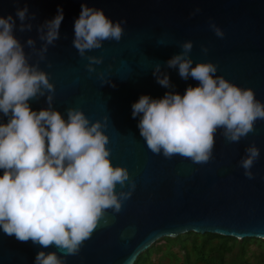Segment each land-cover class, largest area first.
<instances>
[{
    "label": "water",
    "instance_id": "water-1",
    "mask_svg": "<svg viewBox=\"0 0 264 264\" xmlns=\"http://www.w3.org/2000/svg\"><path fill=\"white\" fill-rule=\"evenodd\" d=\"M82 4L103 10L113 23L127 20L119 42L104 41L101 49L86 52L104 58L92 73L85 67L88 60L73 46ZM25 6L29 16L35 14L25 21L33 25L30 32L19 31L16 17V10ZM58 8L64 15L59 39L39 60L26 41L34 39L37 49L43 44L37 28L53 19ZM197 8L200 12L191 15ZM9 14L16 20L14 35L30 56L29 63L39 61L55 86L52 107L65 119L68 108H79L90 122L105 123L112 164L126 167L135 182L121 211L108 209L79 254L68 256L66 264H133L156 240L189 231L264 239V120H257L255 130L238 143L228 142L218 130L212 159L197 164L179 155L167 159L152 153L137 127L140 116L132 117V104L141 95L159 99L166 92L183 95L189 85L198 86L191 77L182 79L178 67H167L189 40L193 67L198 62L216 64L217 76L253 89L264 103V0H0V16ZM210 21L224 31L223 39L209 28ZM157 63L168 74L171 88L157 83ZM29 105L34 111L47 108L46 96L29 100ZM7 120L0 114V122ZM253 143L260 157L251 169L254 179H248L239 161ZM121 190L130 187L117 185L116 191ZM39 251L63 256L54 246L20 242L0 229V264H35Z\"/></svg>",
    "mask_w": 264,
    "mask_h": 264
},
{
    "label": "clouds",
    "instance_id": "clouds-1",
    "mask_svg": "<svg viewBox=\"0 0 264 264\" xmlns=\"http://www.w3.org/2000/svg\"><path fill=\"white\" fill-rule=\"evenodd\" d=\"M198 12L199 8L191 15ZM57 13L38 26L43 41L38 49L34 39L26 41L39 60L46 58L48 47L59 39L63 9ZM16 17L20 32L32 30L33 25L25 21L35 19V14L29 16L27 6L18 8ZM126 23V19L113 23L103 10L81 5L74 22L73 46L88 60L89 73L104 58L86 56V52L101 49L104 41L119 42ZM15 28L11 14L0 16V114L8 117L7 123L0 122V229L20 242L54 246L63 253L39 251L35 264H66L68 256L79 254L108 209L121 211L135 182L126 167L112 164L105 123L90 122L79 108H68L65 119L52 107L55 86L39 61L29 63ZM209 28L224 38L215 22L210 21ZM180 47L182 51L167 61V67H178L182 79L191 77L198 86L189 85L183 95L169 91L159 99L141 95L132 104V117L140 116L137 127L152 153H162L167 159L179 155L204 164L213 157L217 131L222 130L228 142L238 143L255 130L257 120H264V103L256 99L253 89L217 76L216 64L198 62L193 67L192 41ZM201 50L208 52L204 46ZM153 75L162 87H172L160 64L155 65ZM43 96L48 107L32 110L29 100ZM259 157L255 143L245 149L239 165L248 179H254L251 169ZM117 185L121 189L128 185L130 190L117 192Z\"/></svg>",
    "mask_w": 264,
    "mask_h": 264
},
{
    "label": "trees",
    "instance_id": "trees-1",
    "mask_svg": "<svg viewBox=\"0 0 264 264\" xmlns=\"http://www.w3.org/2000/svg\"><path fill=\"white\" fill-rule=\"evenodd\" d=\"M133 264H264V239L189 231L156 240Z\"/></svg>",
    "mask_w": 264,
    "mask_h": 264
},
{
    "label": "rangeland",
    "instance_id": "rangeland-1",
    "mask_svg": "<svg viewBox=\"0 0 264 264\" xmlns=\"http://www.w3.org/2000/svg\"><path fill=\"white\" fill-rule=\"evenodd\" d=\"M252 247H255V246H252Z\"/></svg>",
    "mask_w": 264,
    "mask_h": 264
}]
</instances>
